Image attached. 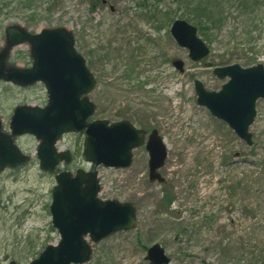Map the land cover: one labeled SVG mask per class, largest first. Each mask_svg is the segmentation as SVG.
<instances>
[{
  "label": "rangeland",
  "instance_id": "1",
  "mask_svg": "<svg viewBox=\"0 0 264 264\" xmlns=\"http://www.w3.org/2000/svg\"><path fill=\"white\" fill-rule=\"evenodd\" d=\"M181 1L0 0V50L5 30L13 25L31 33L71 31L98 81L91 100L100 108L92 120L114 123L105 114L128 111L132 124L138 127V117L145 119L167 148L164 184L150 181L145 147L134 152L128 169L98 168L99 198L136 205L137 223L134 230L94 245L88 264H150L145 258L154 244L165 249L170 264H264V99L256 104L249 146L197 104L195 91L197 80L207 91L222 89L228 80L213 74L216 67L264 66V0H216L224 22L199 33L211 48L202 63H193L170 36L176 20L199 27L200 14L178 8ZM11 58L19 68L32 65L28 45L17 47ZM175 59L185 63L182 74L172 65ZM130 63L135 71L127 80ZM47 102L42 84L23 89L1 82L5 131L14 109ZM16 143L32 159L0 177V264H28L45 245L59 242L50 214L56 173L40 170L33 136L18 137ZM83 145V134L62 138L59 147L72 153L73 162L58 171H92L82 159ZM165 192L175 199L169 209Z\"/></svg>",
  "mask_w": 264,
  "mask_h": 264
},
{
  "label": "water",
  "instance_id": "2",
  "mask_svg": "<svg viewBox=\"0 0 264 264\" xmlns=\"http://www.w3.org/2000/svg\"><path fill=\"white\" fill-rule=\"evenodd\" d=\"M172 38L178 46L189 51V58L200 63L211 51L199 37L195 26L177 20L171 27ZM28 44L31 68L9 66L15 48ZM175 69L184 72V63L177 60ZM219 79L229 78L218 93L207 92L195 82L198 105L226 122L248 145H252L249 129L256 113V102L264 99V66L244 69L239 65L217 68ZM0 82L20 88L43 84L48 94L46 107L21 106L14 110L9 123L10 133L3 129L0 118V176L30 162L16 145L17 137L30 135L38 141L36 156L43 173H53L62 164L72 161L71 152H60L57 145L66 134H84L83 159L94 168L60 172L52 191L50 212L52 225L58 230L60 242L49 245L30 264H87L91 261L94 244L112 234L134 230L137 207L98 198L101 192L97 168L126 169L133 163V151L145 144L146 133L129 121L110 124L106 120L90 122L96 104L90 99L97 81L85 59L77 52L71 31L65 28L44 29L31 33L19 25L5 31V45L0 51ZM149 153L150 181L165 183L160 170L168 157L167 148L157 130L146 144ZM146 260L151 264H170L165 249L155 244L148 250ZM10 264H18L11 262Z\"/></svg>",
  "mask_w": 264,
  "mask_h": 264
},
{
  "label": "trees",
  "instance_id": "3",
  "mask_svg": "<svg viewBox=\"0 0 264 264\" xmlns=\"http://www.w3.org/2000/svg\"><path fill=\"white\" fill-rule=\"evenodd\" d=\"M203 1V2H202ZM240 7L244 9V7L246 6V1H240ZM144 5L145 7L147 6V4L142 3L140 4V6ZM182 6H184L185 8H192L194 9V12L196 14H200L199 17V21L197 22L196 19H194V21H196L199 24V32H201L202 34H206V32L208 30H213V28H217L219 29L224 22V17H223V13H222V6L219 3L216 2V0H200L198 3L196 2V0H182L181 4H179L178 8H182ZM246 8V7H245ZM155 19V17H153ZM201 24V25H200ZM207 27H210L206 30ZM13 61L10 62L11 65H15L16 64V59H11ZM128 70L126 71V78L127 80H132L133 79V72L134 70V65L132 63H130L129 68H127ZM142 85L138 84L137 88L139 89V87H141ZM98 105H97V112H98ZM100 108V107H99ZM129 112L128 111H118L115 112L114 114H105V116L107 118L113 119V121H121V120H129L131 119L129 117V115H127ZM138 123L140 124V127L147 130L149 127L147 121L141 117H138ZM174 197L168 193L165 192L164 194V206L169 209L171 207V205L174 202Z\"/></svg>",
  "mask_w": 264,
  "mask_h": 264
}]
</instances>
